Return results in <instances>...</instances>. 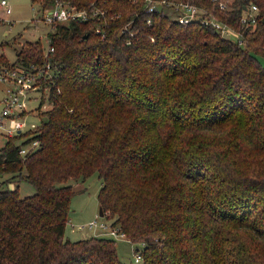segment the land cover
<instances>
[{
	"label": "trees",
	"instance_id": "obj_1",
	"mask_svg": "<svg viewBox=\"0 0 264 264\" xmlns=\"http://www.w3.org/2000/svg\"><path fill=\"white\" fill-rule=\"evenodd\" d=\"M64 1L106 14L48 33L50 107L42 94L37 127L0 147V264H130L111 236L64 237L70 181L92 173L105 220L141 245V264H264V0H189L228 37L167 10L147 23L143 0ZM44 49L26 41L2 64L41 62ZM33 133L38 148L20 155ZM20 181L34 192L21 196Z\"/></svg>",
	"mask_w": 264,
	"mask_h": 264
},
{
	"label": "built area",
	"instance_id": "obj_2",
	"mask_svg": "<svg viewBox=\"0 0 264 264\" xmlns=\"http://www.w3.org/2000/svg\"><path fill=\"white\" fill-rule=\"evenodd\" d=\"M220 10L227 9L228 0H215ZM143 11L148 14L146 22H150V14L158 11L167 10L171 17L178 23H189L191 21H199L204 24L214 25L219 31L221 36L228 37L233 28L224 21L207 16V10L203 6L189 2V0H143ZM258 10L256 5H251L246 10L241 21L248 25L256 23L255 11ZM37 14L36 20L42 21L44 24L51 27L46 32L47 47L44 49L41 62H30L25 66H7L0 65V83L7 85L5 92L0 96V136L11 138L21 132H26L28 129H35L37 122L26 121L25 118L32 109L37 107L40 96L45 97L42 102V107L48 105L49 88L55 85L57 75L54 72L53 66L49 55L54 51V47L50 43L48 33L53 29L54 25L58 22L70 23L71 21L82 23L88 19L105 17L106 9L93 5L91 7H77L64 0H55L47 6H40L35 8ZM11 13V7L6 0H0V20L7 17ZM93 30L103 38L105 30L96 25ZM120 33L126 35L127 43H130V37L134 35L130 25L126 23L119 29ZM264 59V56H263ZM59 90V89H58ZM36 101L35 105L31 106L32 102ZM34 135V136H33ZM36 134H32L27 142L21 144L17 149L20 155L25 156L38 148L40 139ZM29 136V135H28ZM78 228H85L87 230L101 233L100 235L111 236L114 239L122 238L130 242V240L120 232L118 228L112 226L110 222L93 221L84 225H78ZM134 254V261L141 262L142 256L140 250L137 248Z\"/></svg>",
	"mask_w": 264,
	"mask_h": 264
},
{
	"label": "rangeland",
	"instance_id": "obj_3",
	"mask_svg": "<svg viewBox=\"0 0 264 264\" xmlns=\"http://www.w3.org/2000/svg\"><path fill=\"white\" fill-rule=\"evenodd\" d=\"M10 7L11 13L7 17L0 20V65L2 62L13 63L16 59V50L22 48L26 41L39 40L43 47H47L46 38L44 35L51 29L50 26L44 24L42 21H37L35 14V8L38 6L40 0H6ZM2 59V61H1ZM36 101L30 105H35ZM50 107L46 105L43 109ZM40 110V111H43ZM37 110L32 109L27 114L25 120L37 122ZM5 138H0V143L5 142ZM10 177V174L5 173L3 177L0 176V180L3 178ZM10 187H14V183H17V179H11ZM73 186V195L70 200V211L68 221L65 224L64 237L70 240H78L84 236L89 235H100L101 233L96 232L93 234L91 230L85 228H78V225L87 224L93 219L98 221H105L104 216H100L98 213L99 202L96 197L97 192L101 186V181L96 173H92L85 179H78L76 181H70ZM19 194L21 196L30 195L34 192V187L31 183L26 181H20ZM107 221V220H106ZM108 222V221H107ZM116 251L121 259L125 263L130 264H141L134 261V254L141 249L140 244H135L127 241L126 239L117 238L115 239Z\"/></svg>",
	"mask_w": 264,
	"mask_h": 264
},
{
	"label": "crops",
	"instance_id": "obj_4",
	"mask_svg": "<svg viewBox=\"0 0 264 264\" xmlns=\"http://www.w3.org/2000/svg\"><path fill=\"white\" fill-rule=\"evenodd\" d=\"M1 65H3L2 63H1ZM7 87V85H4V84H1L0 83V96H2L3 94H4V92H5V88ZM0 138H5V137H2V136H0ZM6 140H7V138H5ZM6 140H5V142H6ZM4 142V143H5ZM4 143H0V147L4 144Z\"/></svg>",
	"mask_w": 264,
	"mask_h": 264
},
{
	"label": "water",
	"instance_id": "obj_5",
	"mask_svg": "<svg viewBox=\"0 0 264 264\" xmlns=\"http://www.w3.org/2000/svg\"><path fill=\"white\" fill-rule=\"evenodd\" d=\"M98 213H99L100 216L104 215V213H102V208L100 206H99V209H98Z\"/></svg>",
	"mask_w": 264,
	"mask_h": 264
}]
</instances>
